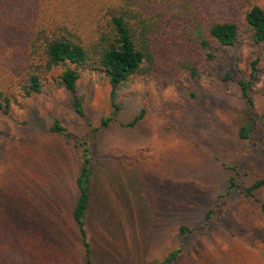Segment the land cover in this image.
I'll list each match as a JSON object with an SVG mask.
<instances>
[{
  "label": "rangeland",
  "instance_id": "rangeland-1",
  "mask_svg": "<svg viewBox=\"0 0 264 264\" xmlns=\"http://www.w3.org/2000/svg\"><path fill=\"white\" fill-rule=\"evenodd\" d=\"M107 3L40 0L41 17L73 21L89 40ZM244 4L264 0H231V16ZM16 5L0 13V90L10 98L8 111L0 109V264H84L71 215L82 138L92 155L85 228L93 264H159L174 250L170 264H264V186L260 202L228 188L230 177L249 185L264 175V43L243 34L214 46L197 74L176 81L129 76L114 91L115 120L101 128L113 108L100 69L79 68L81 112L58 84L62 67L40 92H23L27 38L19 23L31 12ZM253 62L249 115L237 82ZM142 110L133 127L120 124ZM53 118L73 137L53 133ZM245 123L246 139L238 134Z\"/></svg>",
  "mask_w": 264,
  "mask_h": 264
},
{
  "label": "trees",
  "instance_id": "trees-1",
  "mask_svg": "<svg viewBox=\"0 0 264 264\" xmlns=\"http://www.w3.org/2000/svg\"><path fill=\"white\" fill-rule=\"evenodd\" d=\"M155 1L108 0L106 6L101 7L100 17L91 29L93 37L86 40L80 36L73 21L67 23L48 18L44 22L40 0H0V13L22 3L31 12L27 20L18 21L22 22L19 26L26 32L27 38L23 92L27 95L40 92L46 75L62 67L58 84L71 93L76 109L81 112L76 96L79 68L100 69L110 84L113 108L110 115L100 118L99 126L105 128L115 120L113 114L119 109V105L114 103V91L129 76L156 77L161 83L176 81L197 74L200 64L214 56V46H232L243 34L256 44L264 43V7L257 4H244V8L231 16V0H189L191 5L185 0ZM196 1L210 12L202 14ZM176 22L182 26L180 32ZM252 65L249 78L241 77L237 82L249 115L254 105L250 85L256 67L254 62ZM9 101L7 92L0 90V109L8 111ZM143 112L120 124L133 127L142 118ZM261 119L264 120V112ZM248 126L246 123L240 126V138H248ZM50 130L67 139L73 137L57 118H53ZM76 141L80 159L74 178L76 194L71 215L84 246V264H93L85 228L91 199L92 155L86 138ZM263 186L264 175L249 185L239 184L231 177L228 181L229 189H237L256 202H260L256 193ZM260 209L264 215L262 202ZM185 231H190L188 226L180 225L179 232ZM178 252L172 251L159 264H170Z\"/></svg>",
  "mask_w": 264,
  "mask_h": 264
}]
</instances>
